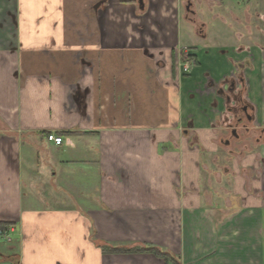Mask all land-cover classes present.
<instances>
[{
	"label": "crops",
	"instance_id": "0c3cea01",
	"mask_svg": "<svg viewBox=\"0 0 264 264\" xmlns=\"http://www.w3.org/2000/svg\"><path fill=\"white\" fill-rule=\"evenodd\" d=\"M236 4L0 0V264H264V31Z\"/></svg>",
	"mask_w": 264,
	"mask_h": 264
},
{
	"label": "rangeland",
	"instance_id": "374dc122",
	"mask_svg": "<svg viewBox=\"0 0 264 264\" xmlns=\"http://www.w3.org/2000/svg\"><path fill=\"white\" fill-rule=\"evenodd\" d=\"M229 4L237 5L236 3L239 2V11L242 12L245 10V6H247L248 14L251 16L252 20V26L258 27L260 30L262 29L264 31V0H253L252 2L246 3L245 0H223ZM249 6V7H248ZM239 17H241L243 20H245V16L239 14ZM255 39L258 42H264L258 38L257 35L254 36ZM260 37V36H259ZM264 37V35H263ZM0 245L1 247H7L9 244L6 242V240L0 239Z\"/></svg>",
	"mask_w": 264,
	"mask_h": 264
},
{
	"label": "trees",
	"instance_id": "16d2710c",
	"mask_svg": "<svg viewBox=\"0 0 264 264\" xmlns=\"http://www.w3.org/2000/svg\"><path fill=\"white\" fill-rule=\"evenodd\" d=\"M0 229L4 230V227L1 224H0ZM141 251H146V252L152 253L153 255L163 259L165 262L172 260V258L170 257V255L167 252L160 250L158 248H155V247L143 248V249H141Z\"/></svg>",
	"mask_w": 264,
	"mask_h": 264
},
{
	"label": "built area",
	"instance_id": "2783aa9c",
	"mask_svg": "<svg viewBox=\"0 0 264 264\" xmlns=\"http://www.w3.org/2000/svg\"><path fill=\"white\" fill-rule=\"evenodd\" d=\"M183 71H187L188 70V67L187 66H183ZM48 141H51L53 142L55 145H60L61 142H62V139L60 137H57L53 134H50L48 137H47Z\"/></svg>",
	"mask_w": 264,
	"mask_h": 264
},
{
	"label": "water",
	"instance_id": "95a60500",
	"mask_svg": "<svg viewBox=\"0 0 264 264\" xmlns=\"http://www.w3.org/2000/svg\"><path fill=\"white\" fill-rule=\"evenodd\" d=\"M189 6H190V4H188V6L186 7V10H187V11H189Z\"/></svg>",
	"mask_w": 264,
	"mask_h": 264
}]
</instances>
